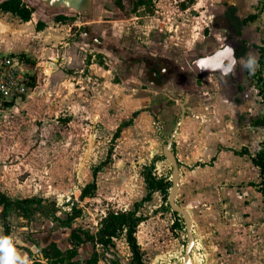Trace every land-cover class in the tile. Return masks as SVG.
Instances as JSON below:
<instances>
[{"label": "rangeland", "instance_id": "1", "mask_svg": "<svg viewBox=\"0 0 264 264\" xmlns=\"http://www.w3.org/2000/svg\"><path fill=\"white\" fill-rule=\"evenodd\" d=\"M116 1L122 5V10ZM194 1L196 11H208L201 13L198 25L205 23L207 15L220 17L218 21L223 24L228 12L232 23L233 17L243 20L253 14L252 0H95L89 17L68 14L73 18H69L70 23L80 22L79 27L71 30L73 37L69 42L80 41L79 37L89 28L103 38L102 46L110 53L89 50L84 66L68 70L62 60L67 43L58 44L54 48L60 54L56 57L60 58L52 63H34L31 95L1 114L0 164L7 165L4 176L13 174L10 182L13 181L15 187L25 184L28 193L33 194L28 198L31 202L25 203L19 211L24 217L21 221L47 229V221L51 220L57 226L56 238L68 237L65 246L61 244L68 250L71 247L64 258H59L61 251L55 247L45 253L51 263L62 260V264H69L78 252L75 260L96 252L98 264H132V252L123 238L115 240L114 245L105 250L90 242L82 244L80 237L72 232L75 230L81 236L96 234L100 221L109 211L135 210L136 203H141L138 214L144 217L137 232L143 264L185 263L184 252L188 245L185 220L178 215L179 222L174 224L176 213L168 204L173 169L162 152L180 118L185 93L170 82L163 80L159 85L153 80V69L164 59H148V49L156 55L183 54L173 48L170 27L177 22L178 14L189 5L193 6ZM155 14L160 16L155 18ZM183 17L180 14V23L186 22ZM127 21L130 24L126 27L135 33L137 28L146 30L152 25L154 28L149 36L143 32L142 36L136 33L132 38L134 45L139 44V47L129 50L116 46L119 54L114 53L110 51L112 42L120 43L115 39L118 35L112 36V25ZM48 22H55L51 14L46 24ZM160 23H163L161 27ZM248 24L237 28L236 33L249 35L253 25L254 45L260 47L264 39L260 40L264 34L260 21L256 19ZM122 27L125 26H119L121 32ZM208 33L217 36L216 41H223L227 35L225 29H212ZM250 37L253 36L250 34ZM84 41L88 43L89 39L84 38ZM90 47L96 48L92 43ZM141 51L145 52L142 59ZM190 55L187 62L192 60ZM92 62L96 64L93 68ZM168 63L161 64L168 66ZM239 72L244 76V68H238L231 75L232 87L238 85ZM205 80L199 76L196 83L207 88ZM220 84L214 83L215 92L206 91L202 96L214 102L221 101ZM153 88L160 91L155 92ZM224 88L230 92L229 86L224 85ZM201 94L190 96L188 115L193 107L205 103L200 100ZM150 96L163 105L155 104L152 110L149 106L142 107ZM232 104L222 109L223 114L218 105L217 110L203 113L202 122H193L199 131L194 129L187 135L186 128L172 146L180 161L177 203L189 211L193 222V264H264V198L251 186L260 181L258 170L247 157L232 158L236 150H229L218 142L219 137L226 135L231 140L228 143L239 145L237 151L245 146L255 154L264 143V127L254 126L252 132L245 130L237 139V129L232 123L235 120L239 124H249L250 118L263 117L264 110L255 102L244 107ZM231 107H240L237 115ZM194 117L199 118V115ZM126 123L130 125L122 127ZM119 127L121 131L115 138ZM204 130H212V133L201 134ZM244 135L249 139L245 140ZM203 137L213 140L202 142ZM242 138L246 144L241 147L242 144L236 143ZM97 167L100 168L95 195L81 201V190L93 181V171ZM149 170L158 179L171 183L167 196L156 191L150 200L143 201L148 194L144 176ZM74 205L82 207V212L66 226L63 222ZM8 223L11 225V221Z\"/></svg>", "mask_w": 264, "mask_h": 264}, {"label": "crops", "instance_id": "2", "mask_svg": "<svg viewBox=\"0 0 264 264\" xmlns=\"http://www.w3.org/2000/svg\"><path fill=\"white\" fill-rule=\"evenodd\" d=\"M36 2H40V0H36ZM27 3L31 4L29 1H27ZM196 4L197 3L194 1L193 6L191 4L185 10H182L181 13L178 14L177 22L173 23L172 26L170 27V29H171V35L170 36H171L172 41H173V48L174 47L178 48V50L183 52V54L180 53L178 56L173 55L174 57L170 56L169 54H167V56H165L163 54L156 55V53H152L153 50H150V48L148 49V59L153 60L156 57H160L161 59H164V61L159 62L157 64L156 70H158L161 74L159 73L158 78H157V76H156L157 74L155 73V77L153 78V80L157 81L156 83L159 85L162 83L163 80L165 81V83L170 82L177 89L184 91V93H185L184 102L182 103L185 105V108H186L185 118L182 121L181 125L179 126V129H178V131L175 135V138L173 140V144L175 142H178L177 141L178 137L182 135V131L185 130L186 128H187L186 134L187 135L191 134L193 132V131L191 132V130L196 129L195 123H193V122H198V121L202 122V121H200V116L203 115V113H206L208 110L209 111L210 110H217L216 109L217 105H218V108L220 106V108H219L220 114H223L222 109L224 107L229 106V105H233L232 102H235L236 105H238L240 107H244L246 104L255 102L264 110V104L259 102L257 93L255 91V85H254L255 83H254V81H252V78H251V72L255 69L256 65L254 64V66L251 68L246 66L249 58H252L255 60L256 52L254 53L253 56H250L251 54L249 53V55H247V56L242 55V57L240 59L236 58L235 66H234V68H233V70L229 76H225L220 70L222 63L225 61V57L221 60V62L219 61L220 65H219V63H218V65H214L212 63L210 65L209 64L204 65V64H206L204 62V60L206 58H208L209 55H214V53H217L219 51V49H224L227 45H229V42H230V39L228 40L229 37H227V38L225 37L223 41H221L220 39H219V41H216V40H218L216 38L217 36H215V35L212 36L211 34L208 33V30H210V31L212 29H215V30L225 29L226 30L227 24L231 23V21H232V19H231L232 16L228 12L226 15H224L225 19H224L223 24H221L218 21L220 17H218V16L216 17L214 15L213 16L207 15V17H206L207 19H206L205 23L198 25L199 21H201V19H200L201 13L206 14V13H208V11H207V9L205 11L200 10V9H199V11H196L197 10ZM254 4H255V0H252L251 8L253 10L252 11L253 14L250 16H253L254 20H248L247 23L253 22L256 19H258L260 21V25H261V28L263 30L260 17L256 14ZM159 7H160V5H159ZM161 8L164 10V8L162 6H161ZM178 12H179V10H178ZM180 14H182L184 16L183 18L186 20V22L183 21L182 23H180ZM159 16L160 15H157V14L153 15V17H155V18L159 17ZM221 17H222V15H221ZM249 17H247V18H249ZM247 18L244 20L246 21ZM38 19H39V17H38L37 13L33 14L32 19L30 21L25 22V21H22L18 16L14 15L11 12L0 11V53L24 54V56H23L24 58H26L28 61L29 60L33 61V65H31L30 61L28 63V61L26 60L28 67L30 68L31 74L33 75L32 78H35L34 77V74H35L34 73V65H36V64H34L35 62L36 63H40V62L52 63L53 61H56V58H60V57H56V56H59L60 54L58 53L57 49L54 48L58 44L67 43L66 48L64 50V55L62 57V60H64L63 64H65L64 66L68 70H70L72 68H77V67L81 68L82 66H84L88 60L89 50H94V51L96 50V51H98L102 54H105V55L110 53V52H108L109 51L108 49H106L105 47L102 46L103 38L101 39L100 36H98L95 32H93L91 30H90L91 31L90 32L89 28L87 29V31L85 33H82L81 37H79L78 40H80L81 42L78 41V42L70 43L69 41H71V37H73L71 30L73 29V27L75 28L77 26L78 27L80 26L79 25L80 22H78V21H74L72 23H70L69 21H67V23L56 22V21L55 22H48L43 29L38 30L37 29ZM234 19L235 18L233 17V20ZM190 20H192V21L190 22ZM129 24H130V21L124 22L122 25H117L114 22V24L112 25V30H113L112 36H114L113 38H115V36H117V35L119 36L115 39L119 40L118 43H120V45H116L115 42H112L113 47H110V51H113L114 53L119 54L117 52L118 47H116V46H120L122 48L129 49V50H133L134 48L139 47V44L134 45L132 38H134L137 35L136 33H140L137 36H142L143 32H144L143 34H146L149 36V34L152 32V31H150L151 28H154L153 25L147 26L146 30H143V28H137V31L135 33V30L130 31L126 27ZM162 24L163 23H160V24H158V26L161 27ZM188 24L190 26H188ZM119 26H125V27H122L123 32H121L119 30ZM252 28H253V25H251L249 28V29H251L250 34L253 37H250V34L248 36L250 39H252V41L255 44L256 40L253 38L256 37L255 36L256 33H255V30H252ZM84 35H85V37H84ZM263 37H264V34H263L262 38H260V40L263 39ZM84 38H85V40L89 39V42L88 43H86L85 41L83 42ZM99 39H101V40L99 41ZM156 40L158 41V38ZM89 43L90 44L92 43V45L96 48H94V49L91 48ZM145 44H146V46H148L147 45L148 42L147 43L145 42ZM98 47L103 48V49H98ZM201 47L205 48V50L201 51L202 50ZM105 49L108 51H106ZM141 50H143V48ZM166 53H168V52H166ZM141 54H143V55H141ZM144 54H145V52H142V51L140 52L141 59H142V56H144ZM189 55L191 56L192 60L187 62L186 59L188 58ZM154 61H155V59H154ZM165 62H169L168 66L165 64H161V63H165ZM185 62H187V63H185ZM90 66L93 68L94 66H96V64H94V62H92V64H90ZM212 67H214L215 69L218 67L219 70L218 71L214 70V72H212V73H208V72H207V74L204 73L205 70L211 69ZM238 68L239 69L244 68V76H243V74H241L239 72L237 75L238 81L236 80V83H238V85H235L234 87H232L231 82H233V81H230V78H231V75L234 73V71L237 70ZM201 73H203V74H201ZM199 76H203L206 79L205 81L209 85L207 88L204 86H201V85H197L196 78H198ZM169 77H170V79H169ZM160 78H161V80L159 81ZM207 79L209 81H207ZM243 80H245V82H243ZM217 82L222 83V84H220L221 90H220V94L214 93V95L218 94L219 99H221V101L216 100L214 102L213 100H211L205 96H202V95L206 94V91L215 92L212 85L214 83H217ZM223 84L226 87H228V86L230 87L228 89L230 92L227 91V88H224ZM151 90H153L155 92L160 91L159 89L154 90V88ZM177 92H179L181 94L180 91H177ZM30 93H32V92H30ZM199 93H203V94L199 95V97H200V100L204 101L205 103H201V104L193 107V109L190 110V112H191L190 115H188L187 109H189L188 105H189L190 96L191 95L193 96V94H199ZM28 95H31V94H28ZM30 97H32V96H30ZM234 97H237V98H235L236 101L233 100ZM67 98H69V97H67ZM243 100H244V102H243ZM156 102H158V101L155 100L154 97L150 96V100L147 101V103H145L146 105L145 106L143 105L142 107L148 108V106H149L152 110L153 105H155V104H158V106L163 105V103H156ZM182 104L180 105L181 112H182V108H181ZM202 105H204V106H202ZM13 107H15V106H13ZM240 107H236V108L231 107L232 111L235 112V115H237V112H239L238 110ZM180 115H181V113H180ZM195 115H199V118H195L194 117ZM263 117H264V114H263ZM257 119H259V118H255V117L250 118L249 124H239L237 121L233 120V123L232 122L231 123L236 126L237 139H239L238 134H240V133L244 134L243 132H245V130L247 132H249V131L252 132L251 130H253L255 128L254 126H256V125H254V121H256ZM179 120H180V118L177 120V122ZM177 122H176V124H177ZM130 123H126V125H123L122 127L129 126ZM176 124H175V126H176ZM232 124H230V125H232ZM226 126H229V125H226ZM212 128H215V127L212 126ZM119 129H118L119 132L117 131L118 136H119V133L121 131V127H119ZM218 129L219 128H215V130H218ZM196 131H199V130L196 129ZM205 133L206 134L212 133V130H206V131L204 130L201 132V134H205ZM118 136H116V137H118ZM244 136H245V140L249 139V137H247V135H244ZM212 140L213 139L211 137H207V138L203 137V139L201 141L202 142H204V141L211 142ZM245 140L244 139L239 140L236 144H238V143L242 144L241 145V147H242L244 144H246ZM230 141L231 140H229L228 137H226V135L219 137V139H218V142L220 143L221 146H224V147L227 146V148L229 150H231V149L236 150V151H234L235 155L233 154L232 158H238V160H241V159L247 157L250 160V164L253 165L254 168H256L258 170V175H259L258 167L255 166L251 161V156L254 155L253 151L250 152L247 149V147H245V146L242 148L241 151H237V150H239L238 149L239 145L234 146L231 143H228ZM245 148L248 150V153H246V154L240 153ZM172 149H173V147H172ZM224 150H227V149H224ZM162 152H163V147H162ZM174 153L178 159V154H176L175 151H174ZM201 155H203V153H201ZM178 162L180 163L179 159H178ZM6 170H7V165H3V164L1 165L0 164V193L5 195L11 201L23 200V199L28 200V198H31L33 196V194L31 195L30 193H28V191L25 189V186H26L25 184L19 185L21 187H15L16 184L13 183V181L10 182V179L13 178V174L8 175L6 177L4 176V174L6 173ZM97 176H98V174H97ZM96 182H97V178H96ZM254 184L255 183H252L251 186L256 188L258 196L260 195L263 197V195L259 192L258 188ZM179 188H180V186H179ZM3 211H4V207L2 205H0V213H2ZM19 211L20 210L14 209V208H10L8 210L9 215H8L7 220L11 221V225L10 224L9 225L11 226V229H12L10 239L7 236V233H6L4 225H3V221L0 218V264H62V262H63L62 260H60V261L57 260L56 263H51L50 258L48 257V255L46 256L45 253L48 252V250H50L52 247H55L59 251H61L59 254L60 255L59 258L60 259L64 258V256H66L67 252L70 250L71 247L69 246L70 248L68 250L67 247L62 248L61 246L65 244V241L68 239V237L64 236L63 238H59V239L56 238V235H55L56 233H54L51 228L57 227V226L51 220L47 221V225H48L47 229L44 228L43 225H38V227L36 228L35 223H34V225H29L27 223L24 224L21 221V220H24V217L20 215ZM126 211H128V210H126ZM142 222H144V220ZM58 227L61 229L60 226H58ZM137 232H138V230H137ZM136 237H137V233H136ZM121 238H123L124 241L126 242V239L124 237H121ZM117 239H119V238H117ZM117 239H114V241ZM5 242H7V247L11 249L10 252L6 251ZM98 245H100V244H98ZM109 247H111V246H109ZM128 247H129V245H128ZM81 248L84 249L83 247H81ZM62 249H63V251H62ZM65 249H67V250H65ZM129 250H130V247H129ZM130 252H131V250H130ZM78 254H79V252H78ZM78 254H76L75 256H77ZM92 255H93V253H90V254L87 253L86 254L87 257H82L83 255L81 253L79 255V257L80 258L82 257V258L80 260L78 259L79 261L75 260V258H78V257L73 256V258L69 264H88L87 262L91 258ZM95 256H96V254L92 257H95ZM95 258H96V262L98 264L99 261H98L97 257H95Z\"/></svg>", "mask_w": 264, "mask_h": 264}, {"label": "trees", "instance_id": "3", "mask_svg": "<svg viewBox=\"0 0 264 264\" xmlns=\"http://www.w3.org/2000/svg\"><path fill=\"white\" fill-rule=\"evenodd\" d=\"M27 1H29L31 4H28ZM115 4H117V6L122 10V5H120V3L116 2ZM0 11L11 12L25 22L30 21L32 19L33 14L37 13L39 17L37 22L38 30L43 29L46 25L47 20H49V13L46 9L39 6L36 0H0ZM72 15H74V13H72ZM52 16L54 17L55 21L62 23H67L69 18H72L68 17V15H65L61 12H57L54 14L52 13ZM248 20H254V17L250 16L249 18H247L246 22ZM21 56H24V54H22ZM30 64L32 65L33 63L30 62ZM156 69L157 67L154 68L153 71H155L158 76V72ZM254 125L264 127V117L254 121ZM118 132L115 134V137L118 136ZM240 153L246 154L248 153V150L245 148ZM251 161L259 169L260 181L259 183L254 185L258 188L259 192L264 197V143L261 146V149L251 156ZM99 168L100 167H97L93 171V181L82 188L80 195L81 201H84V199L86 198L94 197L95 192L97 190L96 178ZM144 178L147 184L148 194L143 199V201L150 200L152 194L156 191H160L165 196L168 195V191L171 187V183L169 181H164V179H158L157 177L152 175V172L150 170L148 171V173H145ZM28 202L30 203L31 201L29 199L11 201L5 195L0 193V205L4 207V211L0 213V218L3 221V225L9 239L11 237V228L7 220L9 215L8 210L10 208H14L21 211L23 205ZM140 204L141 203L135 204V210L109 211L106 216H104L103 219L100 221L99 229L96 234L87 233L85 234V236H81V234L76 232L75 230H73L72 233L80 237L81 243L90 242V244H92L94 247L100 244L103 246V248H105V250L108 249L109 246L114 245V239L124 237L132 252V264H143L141 247L136 237L138 227L144 220V217L138 215V206ZM16 206L18 207L16 208ZM81 212L82 207L74 205L72 207V212L67 215L66 221L63 222L64 225L69 226L71 222L81 214ZM174 216L177 217V220L174 223L176 225L179 222L178 214L176 213L174 214ZM51 229L54 233L58 235L56 227H53ZM95 254L93 253L92 256H94ZM92 256L87 263L97 264L95 258L96 256Z\"/></svg>", "mask_w": 264, "mask_h": 264}, {"label": "water", "instance_id": "4", "mask_svg": "<svg viewBox=\"0 0 264 264\" xmlns=\"http://www.w3.org/2000/svg\"><path fill=\"white\" fill-rule=\"evenodd\" d=\"M37 3L42 8L46 9L47 12L51 15L52 13L54 14L57 12H61L65 15H68L69 13H74L87 18L93 12L95 0H40V2ZM224 57L225 61L222 63L220 70L225 76H229L235 66L236 61L235 47L233 43H229V45H227L224 49H219V51L217 53H214V55H209L208 58L204 60V62L206 63L204 65H210L211 63L214 65H218L219 61L221 62ZM214 70L218 71L219 68L217 67L215 69L214 67H212L211 69L205 70L204 73H212L214 72ZM181 108L182 112L180 115V120L177 122L170 137L167 139L166 144L163 146V154L168 160V162L171 164L173 169L171 176L172 187L168 196V204L173 212L177 213L178 215H182L185 220L186 233L189 244L187 246V249L185 250L184 259L186 261V264H188L190 255L193 252L195 246V239L193 234L194 229L191 215L183 206H180L177 203V196L180 186V168L178 159L172 149L175 135L179 129V126L185 118V105L182 104Z\"/></svg>", "mask_w": 264, "mask_h": 264}, {"label": "built area", "instance_id": "5", "mask_svg": "<svg viewBox=\"0 0 264 264\" xmlns=\"http://www.w3.org/2000/svg\"><path fill=\"white\" fill-rule=\"evenodd\" d=\"M255 11L264 30V0H255ZM255 69L251 72L259 102L264 104V39L256 48ZM31 74L20 54L0 53V116L31 92Z\"/></svg>", "mask_w": 264, "mask_h": 264}, {"label": "flooded vegetation", "instance_id": "6", "mask_svg": "<svg viewBox=\"0 0 264 264\" xmlns=\"http://www.w3.org/2000/svg\"><path fill=\"white\" fill-rule=\"evenodd\" d=\"M234 20H233V23L231 21V23L227 24V27H226L227 36H226V38L229 37L228 40L230 39V42L228 40L227 41L230 44L233 43V45L235 47V57L240 59L242 57V55L247 56V55H249V53L251 54L250 56H253L254 53L256 52V46L254 45V42L252 41V39H250L246 33H242L241 35L236 33V30L242 29L243 27H245L249 24L244 19L243 20L234 19ZM233 33H235V34H233ZM159 73L160 72L158 71V74ZM160 80H161V78L159 79V81ZM193 234H194V231H193ZM188 244H189V241H188ZM96 247H97V245H96ZM184 261H185V259H184Z\"/></svg>", "mask_w": 264, "mask_h": 264}, {"label": "clouds", "instance_id": "7", "mask_svg": "<svg viewBox=\"0 0 264 264\" xmlns=\"http://www.w3.org/2000/svg\"><path fill=\"white\" fill-rule=\"evenodd\" d=\"M254 64H255V60L254 59H252V58H249V60L247 61V64H246V66H248V67H253L254 66Z\"/></svg>", "mask_w": 264, "mask_h": 264}, {"label": "snow or ice", "instance_id": "8", "mask_svg": "<svg viewBox=\"0 0 264 264\" xmlns=\"http://www.w3.org/2000/svg\"><path fill=\"white\" fill-rule=\"evenodd\" d=\"M5 249H6V251H8V252L11 251V249L7 247V242H5Z\"/></svg>", "mask_w": 264, "mask_h": 264}, {"label": "bare ground", "instance_id": "9", "mask_svg": "<svg viewBox=\"0 0 264 264\" xmlns=\"http://www.w3.org/2000/svg\"><path fill=\"white\" fill-rule=\"evenodd\" d=\"M188 211V210H187ZM190 214V213H189ZM190 257H191V255H190ZM176 264H178V263H176ZM183 264H186V261H185V263H183ZM188 264H193V263H191V258H189V262H188Z\"/></svg>", "mask_w": 264, "mask_h": 264}]
</instances>
